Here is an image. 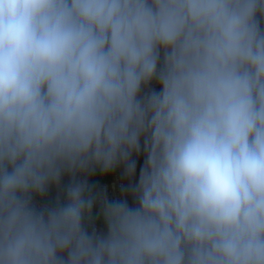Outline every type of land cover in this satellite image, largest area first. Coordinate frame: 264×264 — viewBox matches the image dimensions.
Instances as JSON below:
<instances>
[{
  "label": "clouds",
  "instance_id": "9594fccd",
  "mask_svg": "<svg viewBox=\"0 0 264 264\" xmlns=\"http://www.w3.org/2000/svg\"><path fill=\"white\" fill-rule=\"evenodd\" d=\"M0 264H264V0H0Z\"/></svg>",
  "mask_w": 264,
  "mask_h": 264
}]
</instances>
